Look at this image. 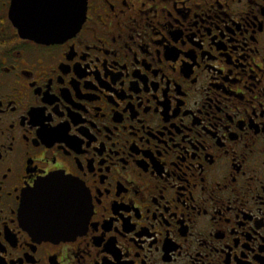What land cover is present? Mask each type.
I'll use <instances>...</instances> for the list:
<instances>
[{
  "label": "flooded vegetation",
  "instance_id": "af4514ba",
  "mask_svg": "<svg viewBox=\"0 0 264 264\" xmlns=\"http://www.w3.org/2000/svg\"><path fill=\"white\" fill-rule=\"evenodd\" d=\"M12 5L71 12L0 0V264H264V0L75 1L48 42ZM61 171L90 202L46 237Z\"/></svg>",
  "mask_w": 264,
  "mask_h": 264
},
{
  "label": "water",
  "instance_id": "95a60500",
  "mask_svg": "<svg viewBox=\"0 0 264 264\" xmlns=\"http://www.w3.org/2000/svg\"><path fill=\"white\" fill-rule=\"evenodd\" d=\"M15 2L17 0H14ZM24 1H43V0H24ZM50 1V0H44ZM83 1L85 0H75ZM56 5H12V21L19 29L22 37L36 42H48L56 40L55 38H46L48 32L54 29L52 20L53 11ZM66 9L74 13L76 24L71 30L79 28L84 20L85 5H66ZM23 10L22 20L19 18V12ZM78 11H80V19ZM82 20V21H81ZM62 36V35H61ZM24 210L27 217L31 220H39L43 229L39 231L46 237L64 236L69 232V227L78 226L77 222L85 221L86 215L83 210H78L66 202L60 189L53 188L43 197H30L27 199ZM90 211V210H89ZM89 211L88 217L89 218ZM58 226L65 227L66 231L57 229ZM75 232V230H73ZM72 232L71 234H73Z\"/></svg>",
  "mask_w": 264,
  "mask_h": 264
},
{
  "label": "snow or ice",
  "instance_id": "6c2138e0",
  "mask_svg": "<svg viewBox=\"0 0 264 264\" xmlns=\"http://www.w3.org/2000/svg\"><path fill=\"white\" fill-rule=\"evenodd\" d=\"M65 2L69 6H72L75 0H65ZM76 22L74 13H66L54 21V29L47 33L46 38H55L58 30H71ZM53 188L60 189L66 202L78 210H83L84 206L90 202L88 190L82 184H78L71 174L64 175L62 171L59 175H49L39 178L34 188L30 189L27 195L30 197H43Z\"/></svg>",
  "mask_w": 264,
  "mask_h": 264
}]
</instances>
